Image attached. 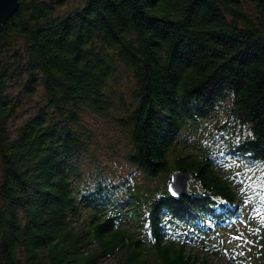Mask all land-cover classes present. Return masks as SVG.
<instances>
[{"label": "trees", "instance_id": "obj_1", "mask_svg": "<svg viewBox=\"0 0 264 264\" xmlns=\"http://www.w3.org/2000/svg\"><path fill=\"white\" fill-rule=\"evenodd\" d=\"M69 1L20 0L0 33V264H215L209 243L226 234L240 248L224 247L228 261L264 264L262 189L230 180L264 169V0H75L62 12ZM41 89L13 135L21 96ZM114 108L126 159L150 183L88 191L83 116ZM176 170L194 176L180 199L164 184Z\"/></svg>", "mask_w": 264, "mask_h": 264}, {"label": "rangeland", "instance_id": "obj_2", "mask_svg": "<svg viewBox=\"0 0 264 264\" xmlns=\"http://www.w3.org/2000/svg\"><path fill=\"white\" fill-rule=\"evenodd\" d=\"M78 6V3L75 0H70L67 3V6L64 7L61 11L73 10L75 7ZM122 82L120 85V90L125 93L127 97H129L128 89L132 85L131 78L129 77L128 73L122 75L120 78ZM20 89L17 87L11 89V95L19 96ZM45 97L43 90H39L38 94L34 97L28 96H21L20 105L17 109V112L14 118L10 121L9 129L10 132L15 134L17 127H19L22 122L27 119L31 114L36 111V104L39 102H44ZM128 101V98H127ZM225 105H223L224 107ZM114 115L104 118L100 117L96 114L91 112H87L84 114V125L94 134V144L91 146V153L88 157H86L85 162L82 165V176L80 187L85 188L88 191L93 190L99 182L102 184H110L116 186V189L119 188L120 190L122 185H125L124 179H130L137 183V185H146L150 182L145 180V176L141 174L136 168L132 167L126 159V154L131 148L130 141L127 138L126 133L124 132L123 128L120 125V117L121 114L119 109L114 108ZM119 113V114H118ZM217 119H221L220 121H225L227 119V115L223 112L220 113V116ZM219 122V121H218ZM210 128H212V124L210 123ZM210 129L208 128V131ZM215 131V130H214ZM206 133V132H204ZM219 133V132H218ZM207 134V133H206ZM206 134L205 137H207ZM200 137L199 134H191L185 135L187 138L188 145H195L199 143ZM224 136L222 133L216 134L211 137L213 141H215L216 148H222L224 142L218 143V140L224 141ZM201 138V137H200ZM208 138V139H211ZM233 144V142H232ZM215 148V149H216ZM224 149V148H223ZM229 168L233 169L230 164L227 165ZM236 167V166H235ZM238 172V176H231L230 180L235 181L236 179L242 187L246 188H255V195L257 196V189L256 187H260L262 189L263 197L262 202L264 203V169H248L244 170L241 169ZM168 181V182H167ZM159 183H155L154 185H161L162 178L157 180ZM236 182V181H235ZM170 180L166 179L164 184L168 187ZM168 184V185H167ZM191 188V186H190ZM114 189V190H116ZM243 189V188H242ZM244 192V191H243ZM245 193V192H244ZM127 197L126 192L120 191L118 193L111 192L110 199L117 203L124 200ZM250 210H248V215L250 214ZM252 214V213H251ZM254 216L251 218L256 224H261L263 221V216L257 214H253ZM264 225V223H262ZM137 231V230H136ZM231 236L227 234L225 236H220L214 238L210 241L209 246L210 250L213 247H225L226 249H233L234 246L237 244L234 240L230 239ZM195 251L203 250L200 246H194ZM240 250V248L236 247ZM236 248H234L236 250ZM234 252L236 253V250ZM221 257H213V262L215 264H238L236 262L228 261V255L226 252L221 253ZM250 253H244V259L249 257ZM107 264H116L115 260L109 259Z\"/></svg>", "mask_w": 264, "mask_h": 264}, {"label": "water", "instance_id": "obj_3", "mask_svg": "<svg viewBox=\"0 0 264 264\" xmlns=\"http://www.w3.org/2000/svg\"><path fill=\"white\" fill-rule=\"evenodd\" d=\"M20 0H0V33L10 18L17 12ZM194 176L180 170L171 173L170 183L168 185L171 195L180 199L185 197L190 190Z\"/></svg>", "mask_w": 264, "mask_h": 264}]
</instances>
